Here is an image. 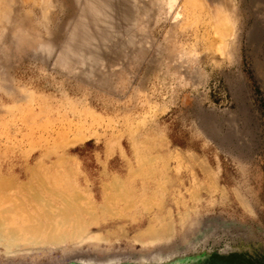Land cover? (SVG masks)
Returning a JSON list of instances; mask_svg holds the SVG:
<instances>
[{
  "label": "rangeland",
  "instance_id": "rangeland-1",
  "mask_svg": "<svg viewBox=\"0 0 264 264\" xmlns=\"http://www.w3.org/2000/svg\"><path fill=\"white\" fill-rule=\"evenodd\" d=\"M60 212L96 220L0 264L165 241L264 264V0H0L1 232Z\"/></svg>",
  "mask_w": 264,
  "mask_h": 264
},
{
  "label": "bare ground",
  "instance_id": "bare-ground-1",
  "mask_svg": "<svg viewBox=\"0 0 264 264\" xmlns=\"http://www.w3.org/2000/svg\"><path fill=\"white\" fill-rule=\"evenodd\" d=\"M212 16L213 15H211V17ZM224 31H226V30H224ZM225 37H227V36H225ZM114 189H116V185H115ZM73 202H74V199H70L67 201L66 204L72 205ZM106 210H108V209H106ZM50 214L51 213H47V215H45V214L43 215L44 218H47L46 221L49 224H51L52 221L55 224L56 218H57V220L58 219L62 220L65 225H70L69 228H65V230H63L64 226L60 227L61 225H59V226H54L52 228L45 229L47 227L46 226L47 224L43 225L40 223H36L33 225H26L24 227V230H23L24 233L23 234L19 233L18 230H9L8 233H4V232H1V231H3L2 230V223L4 222L3 221V222H1V225H0V248L4 249L5 252H7V253L11 249L12 250L17 249V248H20L24 245L45 246V247L47 246L50 248H56V247L60 246L61 244H63L67 240V238L69 239L72 237L84 235V233H85L84 230H86V228H85L86 224L90 221L96 220V216H94V215L91 216V214H90L89 216L91 218L93 217V219L86 222V224H83V221H81V218L78 216H76V219L74 220L75 223L74 222L71 223L69 221V217L66 216L64 214V212H60L58 214H52V216ZM77 220L79 222V225L76 223ZM163 220H165V221H160V222H158V224L151 225L149 227V229H147L146 234L149 237V241L155 240V239L160 240V239H162L163 235H167L173 231L172 230V228H173L172 218L170 217V218L163 219ZM82 226H84V227H82ZM65 233H67V234H65ZM89 240H91V239H89ZM99 241H100V239H99ZM104 261H105V259H104Z\"/></svg>",
  "mask_w": 264,
  "mask_h": 264
},
{
  "label": "water",
  "instance_id": "water-1",
  "mask_svg": "<svg viewBox=\"0 0 264 264\" xmlns=\"http://www.w3.org/2000/svg\"><path fill=\"white\" fill-rule=\"evenodd\" d=\"M207 227H210L209 223L204 224L202 229ZM172 249H174V243L172 241H165L157 244L147 254H112L103 257L80 254L66 259L61 264H186L190 261L188 258L167 255L174 252ZM193 262H198L196 257L193 258Z\"/></svg>",
  "mask_w": 264,
  "mask_h": 264
},
{
  "label": "flooded vegetation",
  "instance_id": "flooded-vegetation-1",
  "mask_svg": "<svg viewBox=\"0 0 264 264\" xmlns=\"http://www.w3.org/2000/svg\"><path fill=\"white\" fill-rule=\"evenodd\" d=\"M229 252L225 254L227 257L223 258L225 261L222 260V256H220L218 253H206V254H200L197 256V252H194L193 248L187 249L185 252H172L168 253L167 255H171L172 257L179 256V258H188L190 261L186 264H231L230 258H233V255H228ZM196 257L198 260L197 263L193 262V258ZM198 257V258H197ZM220 260H222L220 262Z\"/></svg>",
  "mask_w": 264,
  "mask_h": 264
}]
</instances>
